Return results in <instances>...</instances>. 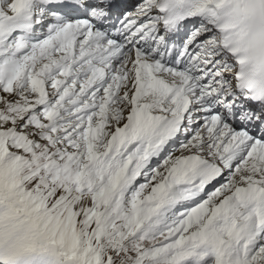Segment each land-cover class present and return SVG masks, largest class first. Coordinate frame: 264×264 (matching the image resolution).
Listing matches in <instances>:
<instances>
[{
    "label": "snow or ice",
    "instance_id": "6c2138e0",
    "mask_svg": "<svg viewBox=\"0 0 264 264\" xmlns=\"http://www.w3.org/2000/svg\"><path fill=\"white\" fill-rule=\"evenodd\" d=\"M0 264H264V0H0Z\"/></svg>",
    "mask_w": 264,
    "mask_h": 264
}]
</instances>
